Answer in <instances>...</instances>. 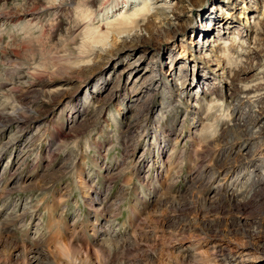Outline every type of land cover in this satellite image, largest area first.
<instances>
[{
  "label": "rangeland",
  "instance_id": "1",
  "mask_svg": "<svg viewBox=\"0 0 264 264\" xmlns=\"http://www.w3.org/2000/svg\"><path fill=\"white\" fill-rule=\"evenodd\" d=\"M55 1L65 2L0 0V231L7 245L58 255L66 243H102L123 264H224L231 247L251 254L239 264H262L264 166L228 164L264 142V134L249 139L250 107L236 105L233 89L257 77L247 67L263 60L264 39L253 32L235 44L227 39L219 69L216 56L203 58L214 43L197 33L214 29V0H193L174 29L152 10L145 56L128 77L121 65L132 58L107 63L113 49L90 54L91 42L78 32L86 2L54 10ZM101 1L86 4L96 10ZM244 2L240 18L241 5L225 7L235 25L228 29L264 20V0ZM103 22H94L97 30ZM226 26L211 38L234 36ZM157 63L162 71L148 72ZM173 64L184 76L167 73ZM235 67L243 69L239 79ZM230 139L245 145L233 148ZM100 207L106 215L97 222Z\"/></svg>",
  "mask_w": 264,
  "mask_h": 264
},
{
  "label": "bare ground",
  "instance_id": "2",
  "mask_svg": "<svg viewBox=\"0 0 264 264\" xmlns=\"http://www.w3.org/2000/svg\"><path fill=\"white\" fill-rule=\"evenodd\" d=\"M73 1L74 0H65V2L59 1V3L55 1L56 3H53L52 7L54 10H58L60 7H62V5L64 4L65 6L70 5V3ZM84 1L89 4V0H84ZM192 1L193 0H102L101 5L96 10H92L90 8L91 5L82 3L79 4V6H81L80 16L82 19L81 22L79 21L80 24L78 26L79 27L78 32L80 33V31H82V33H85L88 41L91 42L92 48H90L89 51L91 55H94L93 57H95V55L96 56L105 55L106 53H108L107 52L108 50L113 49L110 57L106 58L104 56V60L105 61L107 60V63L112 58H115L120 54H123L124 59L129 57L132 58L131 60L127 61L124 65H121L122 68L120 70V72L123 75H127L129 77L132 71L136 69L142 57L145 56L146 49L145 48L143 49L141 47H142V42L144 41L148 42L147 38L151 36V35L148 36L149 34L147 35L146 32L148 29L147 27L151 21L150 17L151 15L153 16V14L151 13L152 10L153 11L155 10L154 13L156 14L160 13L161 16L162 15L164 16L163 18L166 19V21L164 22L166 28L172 26V29H174L175 25H179V20L188 17L185 16V13L191 11ZM214 2L216 4L215 8L217 9L218 12H216V15L212 14V12L209 13L208 15L209 20L211 21V23L214 24L213 25L214 29L209 30L208 27L206 29L204 28L203 31V28H199L197 30V33H199L200 35L205 33V35L209 37L208 40L214 43L210 46V49H207L205 51L203 58H207L208 56L209 57L216 56L214 58L215 60H217L216 65L219 67V69L224 70V68H222L221 66L220 58L225 56L226 52H229L227 41L230 39L231 42L235 44V42L238 41L239 39L237 35H240V33L241 34L246 33V36H249L253 32L254 38L256 39V41L260 43L264 39V20L263 21L257 20L254 25L247 24V22L241 23L243 27L241 26L239 29L235 28L233 30H230L228 28L232 29L235 27V25H232L233 27L230 26L231 22L230 21L228 22L229 20L228 14L230 11L226 12L227 9L225 10V7H228L229 5L239 7V5H241L240 7L241 12L239 18L241 16V13L244 14L245 11H248L247 9L249 7L245 6L244 0H214ZM254 15L255 14L253 13L252 17ZM200 16L203 17L207 15H200ZM242 18L247 19L245 15H243ZM97 19L104 21L103 23L105 25V30H97V27L94 25V22ZM224 24H227L226 30H228V33H233L235 30H237L236 33H234V36L232 35L231 37H229L227 35L226 40L221 38L220 36H217L215 40L212 39L211 37L213 35V31L215 30V28L217 27L221 28L223 27ZM252 27H255V29L253 30ZM150 33L153 34L154 31H150ZM225 33H227V31ZM109 38L111 39L109 40ZM112 41H114V43L117 44V46L114 48H111L112 44L110 43H112ZM220 44H222V46H220L218 49L214 47ZM255 48L256 47H252L251 51L248 48L249 50L247 49L248 50L247 52L254 53ZM124 59L122 61H124ZM160 65H161L160 63L159 64L157 63L156 68L149 69L148 72L150 73L161 72L162 67ZM175 66L176 65L173 64L171 66L172 68H170L167 73L170 75L173 74L174 72L175 74L177 73L178 76L179 75L184 76V72L182 71L184 70L183 67L181 66L178 69H176ZM237 67H235L236 71L233 74L236 79H239V77H242L239 76V74L240 72H243V69L240 68L237 69ZM249 68L247 67V71L257 69V77L252 82H244L239 86H235L233 88L235 91L234 94L236 95L235 103L236 105L239 104L250 107L249 119L245 123V126L243 125L244 128L246 127L245 129L246 132H248L249 139L261 138L264 134V58L260 62L259 66H255V67L251 66ZM208 95L209 94L205 93L204 91L202 92L201 97L202 99L204 97L207 98ZM195 100H199V98L198 99L195 98ZM230 140H228L229 146L231 145V147L234 148L235 146L238 147L240 145L239 143L236 142L237 139H233L231 141ZM261 144H262L261 149L258 152L254 153L249 158L242 156L238 157L235 155L236 156L234 157L235 159L229 162L228 164L229 167L232 166L235 167V165L242 166L247 162H251L252 160L259 162V164H261L263 167L264 142ZM243 145L239 147L241 148L243 147ZM262 177H263L262 180L264 182V175H262ZM100 208L102 212L100 213L99 218H97V222H99L100 219L104 218L106 215V210H103L102 207ZM97 222L94 223L93 228L96 227ZM3 225L6 226L5 224ZM95 229H92L93 233H95ZM37 233L38 230L35 232L33 239L39 235V234L37 235ZM8 241L9 238L6 235H4L3 232L1 233L0 231V264H42L44 262L43 257L47 264H119V263L123 264L119 262V256L117 250L115 249L114 251H112L110 248H107L104 245H102V243L99 244L96 243L94 249H90L86 245H73L71 243H66L60 247L61 249L59 250L60 252L58 251L59 253L58 255L57 253L53 255V253L56 252L57 249L55 251H51L46 249L45 247L44 249L38 246L27 247L25 244L20 246L13 244L12 247H9L7 245ZM15 252H19V256L16 258V260H13L14 258L13 254ZM227 253L230 254V256L225 258L227 260L226 263L224 264L245 263L246 261L249 260L251 255V254H247V256H244L245 254H242L240 251L236 253L231 249V247L228 248ZM262 264H264V261Z\"/></svg>",
  "mask_w": 264,
  "mask_h": 264
}]
</instances>
